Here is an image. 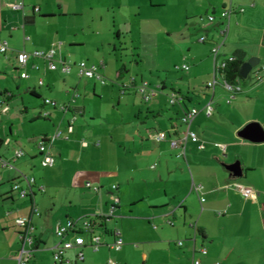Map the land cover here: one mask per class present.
<instances>
[{"label":"crops","instance_id":"crops-1","mask_svg":"<svg viewBox=\"0 0 264 264\" xmlns=\"http://www.w3.org/2000/svg\"><path fill=\"white\" fill-rule=\"evenodd\" d=\"M19 1L23 3L21 9L9 7ZM177 1L176 11L167 15L168 25L158 32L162 40L163 34L180 36L182 42H177L188 53L183 57L182 65L189 61V70L175 68L190 77L186 91H175L173 86L170 87L171 92L181 98V101L169 104L176 107L175 114L164 119L160 104L148 102L146 105L144 102V106L132 105L128 121L117 124L108 120L96 123L94 115L88 122L77 123L89 106L86 99H79L80 90L96 94L97 83L101 85L99 82L79 78L74 69L69 74L49 71L40 59L30 60L26 69L29 78L21 79L13 56L19 51L32 53L55 48L57 57L69 63H103V75L112 72L116 81L113 84L122 96L137 94L134 86L122 92L126 89L123 86L130 84L132 79L135 86L147 82L156 88L157 94H162L167 91V84L159 79L158 72L153 76L149 71L150 81L144 80L139 68L131 76L124 65L128 58L124 53L130 52L138 58L141 53L144 55L147 47L153 48L157 61L156 55L161 49L157 44L145 46L143 37L144 34L155 35V30L148 25L143 30L145 21L141 11L146 7L163 6V3L154 0H0V38L10 48L8 55L0 58V75L7 80L11 71L12 77H9L17 81V90H21L19 80H29V92L40 97L34 88L37 84L55 103L47 108L43 102L36 115L27 114L18 118L21 119L19 122H15L10 110L0 117V264H17L22 228L16 226V220H30L36 228L33 244L24 245L32 249L28 264H52L51 249L57 243L56 226L67 220L107 216L114 206L112 198L116 197L119 202L113 208L114 217L99 224L103 243H112L114 230L121 236L115 215L138 209L132 206L143 195V175L147 167L153 173L154 181L150 179L144 190L152 202L147 208H141L145 215L140 210L141 216L135 218L141 229L145 227L140 220L149 219L150 223V218H163L167 226L182 235L184 242L180 240L182 246L173 242L176 250L156 253V258L152 257L151 261L145 257L141 264H192L193 259L199 260L200 264H264V141L251 142L238 136L251 123H257L264 132V59L262 62L258 59L257 66L240 83L241 92L234 101L227 103L228 93L221 84L213 89L206 87L213 73L211 52L208 54L204 49L197 52L198 46L185 38L206 35L208 42H197L213 46L211 39L217 27L214 24L205 26L199 18L210 14L217 17L231 6L236 12L229 19L228 34L219 51V59L231 57L235 50L245 52V61L255 57L256 50L258 54H264V0ZM175 20L179 22L177 27ZM172 41L165 43L175 47L177 43ZM195 63L196 68L190 72V66ZM32 64L38 65L39 70H33ZM199 74L203 77L201 95L193 91ZM39 80L43 81L42 86L38 84ZM12 95L8 88L0 89V100H7V104ZM207 104L213 107L210 116L204 111ZM63 105H69L70 110L63 113L60 110ZM191 108L198 109V113L190 129L205 149L198 150L196 144L188 141L184 156H179V148H171L169 139H177L183 134L184 126L180 120ZM24 110L27 113V109ZM42 112H47L48 116L42 118ZM73 116V132L68 134L67 125ZM35 120L48 125H44L37 136L27 137V129H30L26 125ZM155 123L158 128L153 126ZM56 130L61 131L62 136L49 147L54 163L48 168L40 166L42 170L39 171L41 156L37 139ZM159 131L168 134L166 141L157 143L150 138ZM21 132L25 136L20 135ZM16 150H22L23 156L15 158ZM144 160L148 164L146 167ZM2 161L11 167H2ZM232 164L240 166L242 175L239 178L229 177L227 167ZM22 175L33 177L35 181L24 196L12 189L13 183L26 189ZM64 178L68 181L61 183ZM162 181L165 187L154 185ZM87 183L98 190L86 188ZM233 185L251 189L256 199L244 198ZM113 186H116L115 190ZM194 187H199L198 193ZM136 190H139L137 196L134 195ZM162 197L168 201H163ZM201 198L204 201L201 202ZM198 205L199 213L194 219L193 212ZM157 206H164L166 210H158ZM32 208H36L39 215L33 214ZM218 212L223 213L218 216ZM127 218L130 217H123ZM124 245L119 251L104 245L97 252L85 247L86 258L82 262L75 261L77 249H72L65 253L62 264H107L112 253H121ZM202 248L207 252L205 255L200 254ZM128 251H131L129 247L123 254ZM114 257L120 258V254ZM122 264H131V261L124 258Z\"/></svg>","mask_w":264,"mask_h":264},{"label":"rangeland","instance_id":"rangeland-1","mask_svg":"<svg viewBox=\"0 0 264 264\" xmlns=\"http://www.w3.org/2000/svg\"><path fill=\"white\" fill-rule=\"evenodd\" d=\"M157 3H163V6H157V7H146L141 11L142 20L145 21V23L142 24L143 30L148 26L154 31L155 35H149L144 34V45L148 46L151 45L154 47V45H158L159 52L156 55L157 61L155 60V53L153 48H146V52H144L142 55H139L137 57H133L130 52L124 53L128 56L125 60V64L128 67V73L135 74V71L138 70V68L142 71L144 75V80L150 81V74L156 75L155 72H158L159 79L163 80L167 84V91L163 92L162 94L158 93L155 97H153L150 102L158 103L161 106V112L162 117L167 118L170 114H175V108L174 106H170L168 103V97L172 93L171 92V86L174 87V90L177 91V89H180L182 92L186 91V82H188L190 77L188 75H185L183 72L177 71L175 68L179 67L183 63V57H185L188 53L187 50L183 47L179 46V43L181 44L182 39H180V36L173 35V36H166L163 34V39L167 40L168 43L176 41L177 45L175 47L169 46V44L165 43L167 41H164L160 39L161 36L158 35L159 30L163 31L164 26L168 25L167 21V15L168 13L175 12L177 7V0H154ZM169 13V14H170ZM203 15V14H202ZM149 21V22H148ZM148 22V23H146ZM178 20H175L174 25L178 26ZM146 26V27H145ZM199 34L196 36L191 37H185L187 41L193 43L194 45L198 46V48H195L198 51L206 50L208 54H210L212 45H202L197 42L199 40ZM202 36V35H201ZM213 41H217L218 38L216 35H213ZM179 41V43L177 42ZM219 41V40H218ZM167 48L166 50H163ZM201 48V49H200ZM151 51V52H150ZM252 51V50H250ZM256 50V55L254 58L260 59L261 62L263 61L264 54H258ZM192 53H194L195 56L199 57V54H195L194 50H192ZM0 58L3 59L2 55H0ZM252 58V57H251ZM125 59V58H123ZM9 60V59H8ZM143 62H141V61ZM11 63V62H10ZM189 65V61L186 63ZM9 66V61L7 63ZM11 65V64H10ZM140 65L141 68H140ZM196 63L194 66H190V72H192L196 68ZM10 67V66H9ZM11 70V69H10ZM75 70V69H74ZM200 71V68H199ZM11 72V71H10ZM8 72V79L4 80L3 74L0 75V89L2 88V91L5 88H8L9 91L13 94L12 98L8 102L9 110L11 115H13L15 119V122H19L21 119H18L20 117H24L25 115H36V113L39 111V105L43 104V100L52 101L48 96H46V93L43 91L42 87H39L37 84H35V90L39 92L41 98H36L33 95L30 94L28 89L29 80H19L21 84V90L16 89V82H14L13 79H11L9 76H11V73ZM138 74V71L136 72ZM131 75V76H133ZM139 75V74H138ZM12 77V76H11ZM106 79L107 84L105 86H101L97 83V89L96 94H92L91 91H88V93H85L83 90H80L79 93V99L83 100L86 99L88 103V107L86 112L84 113L83 117H80L77 119V123L80 121H89L91 117H95L96 123H99V121H102L104 123L106 120L110 122H116L117 124L121 123V121H128V114L129 110L132 105H143L144 102L142 100V97L139 94H130L126 96H122L119 94V89L117 86H115L113 83L116 81L113 79L112 72L110 74H107L104 76ZM128 79V78H127ZM139 83V76L137 78ZM201 80H203V77L201 74L198 75L197 78V85H193V91H196L194 93L200 94L202 92L201 88ZM6 81V82H5ZM29 87H32L30 85ZM102 90V92H100ZM148 103V104H149ZM60 105V104H57ZM147 105V103H146ZM24 108L27 109V113H25ZM47 108H51V105H48ZM43 113V112H42ZM5 118V117H4ZM2 118V120L4 119ZM70 120V119H69ZM76 123V124H77ZM150 124H152L150 122ZM156 124V123H155ZM154 127L158 128L157 124ZM48 124H44L41 120H35L31 125H26L30 130L27 134V137H31L32 135H38V131L41 129H44L45 126ZM26 130V129H23ZM22 130V131H23ZM158 130V129H157ZM20 135H24V132H21ZM52 134H48L46 136H51ZM23 136V137H24ZM113 161V160H112ZM154 163V161H152ZM151 163V162H150ZM157 165V163H155ZM148 164H145V160L143 161V166L146 167ZM39 171H41V167L39 164ZM153 173L146 168V172L143 175V187L142 197L138 200V202L132 206L133 208H138L134 212H129V210L123 214H120L119 216L115 215V220L118 223L116 226L117 229L120 230L121 236L124 240V247L123 251L121 253H115L113 252L112 256L110 257V260L114 262L115 264H122V259L129 258L131 261V264H141L142 260L146 257L148 261H151V258H156V253L160 254L162 251L164 253L167 251V249L176 250V248L173 246L174 243H177L178 241L182 240V235L178 234V231L175 228H172L170 226H167L165 224V220L163 218L155 219L150 218V223L148 222L149 219H145V221L140 220L143 224L145 229L140 228L139 220L135 217H139L138 212L142 210V213H145L143 209L141 208H147L151 204V199L149 198L148 194H145L144 188H146V185L149 184V180L151 179L154 181ZM61 183H65L68 180L66 178L61 180ZM157 185L156 187L161 188L165 187L164 181L154 184ZM134 195H139V190L134 191ZM161 195L163 196V192H161ZM163 201H168L164 197H162ZM169 203V202H168ZM142 206V207H140ZM151 207V206H150ZM158 210H166V207L164 206H157ZM150 210V208H148ZM199 205L196 212H193L194 216L193 218L196 219L199 213ZM145 210V209H144ZM124 216L130 217L127 219H123ZM145 217V216H143ZM180 223V221H179ZM156 226V227H155ZM178 226V224H177ZM157 228V229H156ZM177 231V234H176ZM183 241V240H182ZM174 242V243H173ZM184 242V241H183ZM173 243V244H172ZM137 247H134V246ZM129 247L131 251L125 252V248ZM180 251V250H178ZM84 252V259L86 258V251ZM120 254L119 257H114L115 255Z\"/></svg>","mask_w":264,"mask_h":264},{"label":"built area","instance_id":"built-area-1","mask_svg":"<svg viewBox=\"0 0 264 264\" xmlns=\"http://www.w3.org/2000/svg\"><path fill=\"white\" fill-rule=\"evenodd\" d=\"M12 10H19L23 7L22 2H17L9 5ZM242 12V9H239ZM236 12L234 8L231 6L223 9L221 13L216 17L212 14L206 15L204 18H200L199 20L203 22V25H216L217 29L215 31V35L218 40L213 42V46L211 49V56L214 61L212 78L209 82H207L206 87L209 89H213L217 84H221L225 91L228 93V97L226 99L227 103H231L237 97V95L241 92V88L239 84L231 83L223 80V69L226 68L227 60L231 61L232 58H224L219 59V51L224 45V41L228 34L229 29V19L231 15ZM208 36L203 35L199 38V42L206 43L208 42ZM10 52L9 45L6 41L0 38V55L6 57ZM15 69L19 72V78L28 79L29 75L27 73V67L29 65L30 60L32 59H40L42 60L46 68L49 71H57L59 70L62 74H69L73 69L76 70L77 76L79 78L93 80L99 82L101 85L106 84V79L102 74V70L104 69V64L100 63L99 65H88L85 62L81 61L78 63H69L66 62L65 59L57 57V50L55 48H51L47 51H34L32 53H27L25 51L16 52L13 56ZM33 70H39V66L36 64L31 65ZM176 69H180L183 71H188L189 67L187 65H182L180 67H176ZM134 79H132L131 83L128 85H124V88L131 87ZM38 84L40 86L43 85V81L39 80ZM135 85V84H134ZM136 93L142 97L143 102L148 103L153 97L156 96L157 90L156 88L151 87L147 82H141L139 85L135 86ZM181 101V98L175 93H171L169 96L168 103L173 105ZM45 105L55 106V103L52 101L44 100ZM60 110L63 113H66L70 110L69 105H63L60 107ZM9 111V106L4 99L0 100V117L6 114ZM205 114L210 116L213 112V107L211 104H207L204 107ZM198 113V109L191 108L189 109L184 116L181 118V123L184 126L183 134L177 139H169V144L171 148H179V156H184L185 148L187 142L190 141L197 145L198 150H204L205 146L200 142L197 135L190 129V125ZM48 116L47 112H43L41 114L42 118H46ZM75 120V116L69 121L67 125V133L71 134L73 132V122ZM62 136V132L56 130L51 136H41L37 139V148L40 153V166L42 168L51 167L54 163L53 157L50 154L49 147L53 143V141ZM150 138L159 143L166 141L168 138V134L164 131H159L153 133ZM7 141L5 142V144ZM22 150L15 151V158H20L23 156ZM2 167H11L10 164L6 161L1 162ZM21 179L24 181L26 185V189H22V187L18 183L12 184V189L14 191H18L21 196L28 194V190L34 184V178L30 176L22 175ZM86 188L92 189L93 191H97L98 188L96 186H92L87 183ZM234 190L238 191L244 198L255 200L256 194L249 188L243 187L241 185H233ZM113 189H116V186H113ZM195 191L199 192V187H194ZM113 204L116 206L119 202L118 198L113 197ZM204 201L201 198V202ZM113 207L109 211L107 216H100L97 220L94 217H85L80 220H67L63 224H59L56 226L54 230L55 237L57 238V243L51 249L52 252V264H62L64 262V255L67 251L72 249H77L75 253V261L82 262L84 260V252L83 249L85 247L90 248L92 251L97 252L99 248L104 245L108 249L113 251H119L124 245V241L120 236L118 230H114L112 234L115 236L114 241L110 244H104L102 241L101 233L99 232V224L100 221H106L114 217L113 215ZM32 213L35 215H39L36 208H32ZM223 212H218V216L222 215ZM17 227L22 228L21 233L19 234L21 248L17 257V264H28L29 259L31 257L32 249H27L24 245H32L36 239L35 226L30 222V220L18 219L15 221ZM169 224H172L169 222ZM71 236L72 239L68 240L67 238ZM88 239V241H87ZM183 242H177L178 246H182ZM207 252L204 248L200 249V254L205 255ZM69 262V260H66ZM107 264H115L111 260L107 262ZM192 264H200L199 260L193 259Z\"/></svg>","mask_w":264,"mask_h":264},{"label":"water","instance_id":"water-1","mask_svg":"<svg viewBox=\"0 0 264 264\" xmlns=\"http://www.w3.org/2000/svg\"><path fill=\"white\" fill-rule=\"evenodd\" d=\"M258 62L259 60L254 57L245 61L240 68L241 77L245 79L251 69L257 66ZM238 136L251 142L264 141V132L257 123L248 124L238 133ZM227 170L229 171V177L232 179L239 178L242 175V170L238 164L228 166Z\"/></svg>","mask_w":264,"mask_h":264},{"label":"trees","instance_id":"trees-1","mask_svg":"<svg viewBox=\"0 0 264 264\" xmlns=\"http://www.w3.org/2000/svg\"><path fill=\"white\" fill-rule=\"evenodd\" d=\"M204 17H201V18H204ZM245 57H246V55H245V52L243 50H235L233 52V54L231 56L232 60L231 61L227 60L226 68L223 69V72H222L223 73V80H225L227 82H231V83H236L239 85L241 82L244 81V78H242L240 75V68H241L242 64L245 62ZM132 86L135 87L134 84H131V87ZM126 89H123L122 92L129 91L128 89L127 90ZM30 94L36 98H40L38 95H36L33 92H31Z\"/></svg>","mask_w":264,"mask_h":264}]
</instances>
